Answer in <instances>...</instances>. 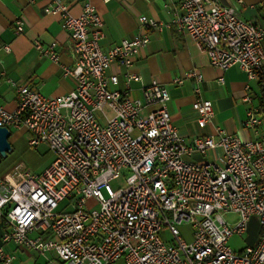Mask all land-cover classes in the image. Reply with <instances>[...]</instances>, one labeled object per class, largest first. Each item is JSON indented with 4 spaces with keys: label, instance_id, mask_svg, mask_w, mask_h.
Here are the masks:
<instances>
[{
    "label": "built area",
    "instance_id": "2783aa9c",
    "mask_svg": "<svg viewBox=\"0 0 264 264\" xmlns=\"http://www.w3.org/2000/svg\"><path fill=\"white\" fill-rule=\"evenodd\" d=\"M45 11L59 16L72 40L76 63L62 67L76 87L51 97L13 81L17 106L0 105V126L27 130L30 147L45 145L54 155L41 173L19 163L0 176V264H17L5 247L11 242L47 259L55 252L61 264H264L261 106H251L244 119L254 139L243 141L218 125L213 134L187 141L173 123L166 86L154 81L142 97L131 95L138 75L129 69L150 42L149 33L104 48V21L89 0L78 15L62 0H49ZM139 21L164 26L147 15ZM170 24L191 35L212 65H238L264 90V23L244 19L220 0H178ZM15 26L22 32L23 20ZM35 46L59 62L55 43ZM113 63L128 69L125 90L112 88L119 83L109 72ZM187 77L204 79L195 70ZM195 92L193 107L204 127L214 119V105L200 88ZM245 100L252 101L249 95ZM214 150L215 159L195 157ZM122 178L113 188L111 182ZM228 213L237 221L229 223ZM253 217L260 223L258 242L234 250L230 238L244 235ZM182 225L191 227L192 241L182 236ZM164 229L172 235L169 243L161 236Z\"/></svg>",
    "mask_w": 264,
    "mask_h": 264
},
{
    "label": "crops",
    "instance_id": "0c3cea01",
    "mask_svg": "<svg viewBox=\"0 0 264 264\" xmlns=\"http://www.w3.org/2000/svg\"><path fill=\"white\" fill-rule=\"evenodd\" d=\"M62 1L69 4L72 12L78 15L86 0ZM89 1L97 8L104 21L105 36L101 42L104 48H111L125 39L132 40L140 33L150 34V42L139 54L136 64L129 69L138 75L131 84L133 97H142L143 88L154 81L166 86L171 94L167 107L173 123L187 141L197 136L213 134L218 125L243 141L256 138L255 133L244 126V119L251 106L260 104L262 85L249 79L238 65L225 70L212 65L208 54L191 35L180 32L177 26L170 24L178 0ZM220 1L223 5L234 7L244 19L264 23V0H243L242 3L239 0ZM48 4L49 0H0V105L8 110H13L18 101L13 81L31 83L51 97L65 95L76 87L75 79L65 76L62 67H73L76 63L72 40L62 27L59 16L46 13ZM142 15L151 16L164 26L160 29L143 27L139 21ZM17 19L24 22L23 31L18 33L15 26ZM36 42L44 45L55 43L59 62L41 54L35 46ZM127 70L119 63L111 65L109 72L119 76V83L112 88L126 89ZM193 70L203 74L202 82L187 77ZM221 79L224 81L221 82ZM179 80L183 82L180 83ZM196 88H200L202 98L211 100L214 105V119L204 127L199 126V115L193 107L197 98ZM247 95L252 101L245 100ZM21 130L23 134H27L28 147L33 150L28 143L29 133L25 129ZM21 130L11 132L8 140L13 150L6 158L0 159V176L10 172L18 164L14 153L19 140L12 136ZM218 155L219 152L214 150L206 157H195L206 160L215 159ZM52 156L50 164L54 160V155ZM41 172L43 171L37 173ZM2 233L3 219L0 214V246L4 244ZM5 247L15 255L17 264H61L55 252L50 253L47 259L27 246L11 242Z\"/></svg>",
    "mask_w": 264,
    "mask_h": 264
},
{
    "label": "rangeland",
    "instance_id": "374dc122",
    "mask_svg": "<svg viewBox=\"0 0 264 264\" xmlns=\"http://www.w3.org/2000/svg\"><path fill=\"white\" fill-rule=\"evenodd\" d=\"M23 131H19L13 134L12 138L18 139L19 144L17 145V150L14 153L15 160L24 166L31 172H34L37 174L38 171H44L49 165L52 160V154L51 152H48V148L46 149L44 146L37 147V150L30 149L27 144V134L22 133ZM124 178L120 179L119 181H113L111 182V185L113 188H117L118 184L124 183ZM224 218L229 223H234L238 219V215L233 213H228L224 215ZM182 236L188 241H192V229L189 225H182L180 226ZM260 223L256 220L255 217H253L249 221L248 230L246 233L242 236L240 235H234L229 240V245L234 250H239L242 248H245L246 246H254L260 237ZM161 236L163 238V241H166L169 243V241H172V235L170 232H168L167 229H164L161 232Z\"/></svg>",
    "mask_w": 264,
    "mask_h": 264
},
{
    "label": "water",
    "instance_id": "95a60500",
    "mask_svg": "<svg viewBox=\"0 0 264 264\" xmlns=\"http://www.w3.org/2000/svg\"><path fill=\"white\" fill-rule=\"evenodd\" d=\"M10 137L11 131L6 127L0 126V159L6 158L9 152L13 150L10 140H8Z\"/></svg>",
    "mask_w": 264,
    "mask_h": 264
},
{
    "label": "trees",
    "instance_id": "16d2710c",
    "mask_svg": "<svg viewBox=\"0 0 264 264\" xmlns=\"http://www.w3.org/2000/svg\"><path fill=\"white\" fill-rule=\"evenodd\" d=\"M262 90V93L260 94V97H259V105L261 106L262 110L264 111V90L263 88L261 89Z\"/></svg>",
    "mask_w": 264,
    "mask_h": 264
}]
</instances>
